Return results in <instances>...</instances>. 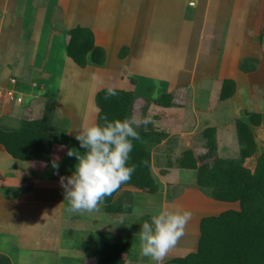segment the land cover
<instances>
[{
  "label": "crops",
  "instance_id": "0c3cea01",
  "mask_svg": "<svg viewBox=\"0 0 264 264\" xmlns=\"http://www.w3.org/2000/svg\"><path fill=\"white\" fill-rule=\"evenodd\" d=\"M7 1L6 2L9 7L0 11V38L4 32L7 33V35L11 36L12 34H15L20 28L26 26L28 24L26 20L30 15L29 12L25 11L24 0ZM55 1L61 9V14L57 15V18L60 19L59 25L61 26V31L64 23L66 28L68 29H70L73 25H82L88 27L89 29H91L94 35L95 44L102 46L106 50L107 59H110L111 57L108 54V52H110L109 50H112L111 53H114L122 46H128L127 55L125 57H120L117 61L125 62L127 59H129L132 62V60L135 59L138 62H144L146 64V67L150 65H166L168 67L177 68V71H184L187 66H190L188 70L190 73L188 83L191 84H193L194 82L193 73L197 74L198 72V67H196V70L194 72L193 66L196 62L198 63V57L199 55H201V53L206 54V58L204 56L202 64L208 67L210 64H212V59L216 58L215 54H211V52H215L213 50V46L223 47H221L222 52L224 53V55L222 54V57L224 56V59H222L223 63L219 60V58H216L217 62L216 59L214 60L216 62V67H213L214 70L210 73L212 74L211 77L214 78L216 82V80H218L219 78L216 76L218 73H221L222 65H224L225 67L230 65L233 66V64H231L232 61L230 65H228V59L232 56L233 47L236 45V43L240 42L239 46H243L245 44L243 33L241 34L242 37L240 39H237L234 44V39L236 37L235 33L238 27H241L243 32H247L246 34L251 33L254 35L256 28L259 27L261 29L264 26V18L261 21V12L259 13V15L256 14V20L258 19V23L256 22V28L254 27L255 19L251 24L252 27H250V23H248L247 25L242 21H246V18H248V9L245 5H242L240 9H237L238 7L235 8L234 4L238 3L239 1H242L243 4H246V0ZM74 1L75 4H77L76 6H73ZM50 2L51 0H49V2L48 0H46L45 3L47 4ZM221 2L222 4L225 2L226 6H228V8L230 9L231 12H229V15H224L225 12H220L221 6L219 4ZM14 4H16L17 7H15ZM247 7L250 9L249 6ZM71 9H74L75 11H70ZM37 10L38 14L36 17L38 21L36 23L35 29L39 28L44 30L46 28L48 36L60 35L59 33L61 31L55 30L49 22L50 17H53L51 16L52 14L49 13L50 16L48 15V17L46 15L43 16V13L45 14L46 11L45 7H43L42 5H39ZM246 11L248 12V14H246ZM71 13H76L78 16L76 15L75 18H80V21H75V23L71 24L70 20L73 19ZM223 18H226L227 23H224ZM14 19L17 21L13 23L12 21ZM40 20H43V23H41ZM20 25L22 27H19ZM245 27L247 28V30H245ZM140 28H143L144 30L142 31ZM34 32L35 33L32 34V41L31 43H29L30 46H33V55L29 60V65L36 68V76L31 78L28 77V72L24 71L26 70L25 67L21 69V67H19V64L15 63L18 58H16V60L13 59L14 63L12 65L11 63L9 64V62L7 61V57L12 52L14 53L13 56L15 57V52L17 51L16 49H19V46H14L13 43L9 41V39H7L5 41L7 42L5 43L6 46H0V84L7 85L8 79L14 75L18 80L16 82L20 84V87H22L23 89L29 83L32 84L38 81L40 82L38 78L41 77L42 82L47 80L43 83H45L46 90L48 91L47 84L48 81L52 78L51 64L50 62H48V66L47 64L43 66V63L41 62H38V64H36L34 58L37 49L36 47H38V40H36V36L34 35H36L37 33L42 34V32L40 33V31L38 30H34ZM56 32H58V34ZM31 33H33V29ZM261 38H263V35L262 37L259 36V39ZM33 39L36 40L34 43H32ZM111 40L112 46H109ZM186 46H193V54L191 55L192 60H194V62L192 61L193 65L192 63L190 64L189 62H186L187 55L189 54L188 52H186ZM205 46L208 47L205 48ZM260 46L264 48L263 40L260 43ZM37 57L36 61H38ZM87 62H91V60L87 58ZM21 65L22 62L20 63V66ZM65 65L69 67L70 65L77 67L76 63L67 55L65 56ZM93 65L94 63L92 64V62L91 64L87 63L86 66L82 68L85 70L90 69V67H93ZM23 71L27 75L26 81L21 79ZM11 73L14 74L10 75ZM66 73L67 69H63V72L59 76L61 77L60 79L63 83L67 78ZM37 75L39 76L37 77ZM176 81L178 80L176 79L175 82ZM21 82L28 84L24 85ZM183 82H181L182 84L175 87L171 85L172 87H174L173 90L175 91V93L185 88ZM13 85H16V83H14ZM19 91L22 92L20 88ZM47 96L49 95H46V97ZM214 96L215 94L210 95L209 99L213 98ZM31 99H29V102L26 103V105L31 106V104H33L30 103ZM50 99L51 97L49 98V100ZM57 100L58 101L52 100L54 104L53 123L66 130L68 141L70 140V136L76 135V132H78L82 126L96 124V107H94L95 112L93 113L91 122H89L88 120H82V118L78 125L76 123L73 124L70 119H66L64 115L68 113L67 111L58 110V107L60 106L59 98H57ZM13 104V102H6L5 100L0 99V124L7 125L9 127H18L22 117L27 114L25 112H23L25 113L24 115L17 114L20 108H22L23 111L27 109L26 105L24 107L20 103L21 107L18 106L19 108L16 107L15 109H12L11 106H16ZM16 114L19 116H17ZM42 114L39 117H41ZM237 114L238 113L234 112L235 117H237ZM62 115L63 118H60V116L62 117ZM62 119L64 120L62 121ZM9 120L17 121L16 124H9ZM67 150L68 148L65 147V145L54 144L49 161L16 158L19 159L21 163H11L9 167L8 164L10 163L6 162L7 164H4L1 161L4 159V157H1L0 253L6 255L10 259L11 264H63L59 262L60 259L66 260L65 264H96L97 258L87 255L81 248V243L83 240L91 239L122 243L126 247V250L120 254V257L123 261L122 264H132L133 262H137L135 257L130 256V251L133 250L129 246L131 240L130 237L124 239L120 238L119 233H116L115 229L108 230L106 225L104 226L102 223H98L99 225H96V229H98L99 233L101 234L100 236L93 238L89 234L90 231L94 232L96 230L94 229V226L97 223V218L94 219V217H92L93 220L91 224V217L88 216L87 212L86 214L84 212L85 217H81L79 223L75 224V222L77 221L76 219L74 220L72 217H64L63 213L65 209L68 208V201L64 200L65 189L62 187L60 180L61 177H64L66 182V178L72 175L74 169L62 168L60 165L58 169H54L52 167V161L58 157V161L64 163L65 160H68V156L66 154ZM0 151H6L2 145H0ZM10 156L13 157L12 155ZM176 170L177 171H174L173 173L171 172L169 174V176L172 177L171 179H178L179 174L183 173L185 169L178 167L176 168ZM176 185L179 184L176 183ZM196 187L199 188L197 185ZM174 188L172 189V193L167 194L168 192H166V197H164L166 199L161 202L162 197L157 196L160 191H157L156 193H150L147 191L145 192V190L138 189L134 186H123L117 190L113 199H120V193L123 191V189L129 191L128 202L130 205V211L123 214L109 213L106 211L105 205L102 203L99 204L98 211L103 212L104 214H111L117 218H123L126 215H129V217H131L132 219L135 216L137 219V217L139 216L137 214L138 212L136 211L139 209V212L142 211L144 214H140V219L137 220L145 222L148 221L146 217L149 207L147 206L151 205L150 207H152V209L155 208V211H157L155 214L163 209H177L180 199H182L183 195L185 194L182 190L173 195ZM197 188L192 187L191 191H196L197 199L201 200L203 199L202 195L205 193L201 190H198ZM58 193L60 194L59 196ZM5 196L9 199L5 198ZM196 196L194 195L193 198H196ZM173 198L178 200V204L171 203L172 206H168V203L170 204V202H168V199ZM213 200L215 199H208L209 203L211 201L212 202L210 204L208 203L209 205L206 207L211 210L209 213L216 214L217 212H214L213 208L214 206L218 205L213 202ZM215 201L219 202V200ZM224 205L225 204H223V206ZM235 207L236 205L230 204L227 209ZM189 211H191L192 217L186 225L184 235L179 239L176 246L169 251L164 261L176 256H183L186 253L194 251L196 249L199 238V221L202 216L199 217L197 215L201 211H193L190 208ZM95 212L96 210L93 211V213ZM83 218H86L87 220H83ZM101 225H103V227H100ZM73 226L80 228L77 229V232H80L79 234L81 235H74ZM65 228L70 229L72 233V235H69V237H67V240L63 237V230ZM131 232L132 233L130 235H132V237L136 239V237L139 235V230ZM82 234H84V236L86 237H83ZM10 247H13L15 249L14 253H12L13 249H11ZM22 251H28L30 253H32L33 251V254L35 255H39L42 252H44L45 254H53V257L56 256L55 260H58H56L55 262L53 261L52 263H41V261L36 262L35 260L29 262L28 260L26 261L22 259ZM73 257L76 259L75 261L72 259Z\"/></svg>",
  "mask_w": 264,
  "mask_h": 264
},
{
  "label": "rangeland",
  "instance_id": "374dc122",
  "mask_svg": "<svg viewBox=\"0 0 264 264\" xmlns=\"http://www.w3.org/2000/svg\"><path fill=\"white\" fill-rule=\"evenodd\" d=\"M6 1L7 0H0V11L9 7L7 5L8 1ZM45 2L46 0H24L25 11L30 13L28 18L29 20H26L28 24L24 27L20 25L19 27L22 28L18 30L19 32L17 31L18 33L16 32L11 36L7 35V33L4 32L0 38V46H6L5 43L7 42L5 41L7 39H9V41H11L14 46H19V49H16L17 51L15 52V57L13 56L14 53L12 52L7 57V61L12 65L14 63L13 59L16 60V58H18L15 63H18L21 69L25 67L26 70L24 71L28 72V77H35L36 68L29 65V60L33 55V46H30L29 43H31L32 41V34L35 33L34 30H38L40 31V33L42 32V34L37 33L36 35H34L36 36V40H38V47H36L37 49L34 59L36 64H38V62L43 63V66L46 64L48 66V62H50L51 64L52 78L48 81L47 84L48 91L46 90L45 83H43L47 80L42 82L41 77L38 78L40 82L38 81L32 84H25L21 82L24 85L28 84V87L25 86L22 89V87H20V84L16 82L18 81L17 77L13 75L14 73H11L10 75L13 76H9L10 78L8 79V84H0V99L5 100L6 102L13 101L4 94L5 90H12L16 92V94L23 95V101L21 102V104L24 107L26 103L29 102V99L32 98L30 103L33 104H31V106L26 105L27 109H25L24 111L22 110V108H20L17 114L24 115L25 113H27L25 115H28L30 118H34L39 117L44 112V109L46 108L45 104L47 103V101H58L57 98H59L60 106L58 107V110L67 111L68 113L64 115L66 119H70L73 124L76 123L79 125L82 118V120H88L89 122H91V118L93 117V113L95 112L94 95L97 89H100L102 87H113L131 91L135 95H137L135 96L132 105L130 106V117L134 113L139 116H150L153 121V126L166 133L165 136L161 138L159 143L152 144L149 149L151 157L150 170L158 186L156 192L160 191L157 196L162 197L161 202L166 199L164 198L166 197V192H168L167 194L172 193V189L177 186L173 190V195L182 190L185 195H183L182 199H180L179 204L177 199H168V202H170V204L168 203V206H172L171 203H174L179 205L177 206V209L179 210H189L190 208L193 211L198 210L203 212H199L197 214L199 217L216 215L219 213V211L226 210L227 207L230 206V204H234L238 208V202H217L213 200V202L218 205L214 206L213 208V211L217 213H209L211 210H209L206 206H208L212 202H208V199L212 198V195L210 193L212 189L210 190L204 187H196L197 184H195V169H185L183 173L179 174L178 179H171L172 177L169 176V174L171 172L173 173L174 171H177L176 168L178 167L176 166V161H178L179 157L187 149H190L195 156H199L206 152L207 148L209 147L207 146V138L203 135V131L204 129H208L211 127L216 128L214 137L217 144V156L222 158L238 157L240 155V144L237 138L235 120L237 118L247 120V115L250 112L260 114L261 116L259 125L252 127L255 135V141L257 143V148L254 156H257L260 152L264 151V48L260 46L262 40L264 42V26L261 29L259 27L256 28V22L258 23V19L256 20V14L259 15V13L261 12V21L264 18V0H248V2L246 0V4H243L242 1L234 4L235 8L238 7L237 9H240L242 5L246 6L249 15L247 16L248 18H246V21H242L247 25L248 23H250V27H252L251 24L255 19V34H246L247 32H243L241 27H238L235 33L236 37L234 39V44L237 39H240L242 37V33L244 36L245 44L243 46H239L240 42L236 43V45L233 47L232 56L228 59V65H230L232 61L231 64H233V66L230 65L225 67L224 65H222L221 73H218L216 76L219 77L216 82L214 78L211 77L212 74L210 73L214 70L213 67H216V58H219L221 62L222 59H224V56L222 57V54L224 55L221 49L222 46H213V50L215 52H211V54H215L216 58L212 59L211 61L213 65L210 64L208 67L202 64V60H204V56L206 54L201 53V55H199L198 57V63L196 62L193 66L194 72L196 70V67H198L197 74L193 73V84L188 83L190 77V73L188 70L190 66H187L184 71H177V68L168 67L166 65H150L146 67V64L144 62H138L135 59H133L132 62L129 59H127L125 62L117 61L120 57H125L127 55L128 46H122L121 48H119V50L114 52L115 54L111 53L112 50H109L110 52H108V54L111 56L110 59H107L106 53L105 61L102 64H94L93 67H90V69L85 70L77 64V67L73 65H70V67L66 66L65 56L67 54L65 50V42L69 29L66 28L64 23L61 31V26L59 25L60 19L57 18V15L61 14V9L57 5L56 1L51 0V2L47 4ZM14 5L15 7H17L16 4ZM39 5L45 7V11L48 13H43V16L46 15L48 17V15L50 16V14H52L51 16L53 17H50L49 22L55 30L61 31L59 33L60 35L48 36L46 28L44 30L39 28L35 29L36 23L38 21L36 16L38 14L37 9ZM76 5L77 4H75L74 1L73 6ZM219 5L221 6L220 12L222 11L225 12L224 15H229V12L231 11L228 6H226V3L224 2L222 4L221 2ZM247 6H249L250 9ZM70 11L75 10L71 9ZM248 12L246 11V14H248ZM76 15V13H71V16L73 18L70 20L71 24L75 23V21H80V18H75ZM15 21L17 20L14 19L12 22L14 23ZM223 21L224 23H227L226 18ZM40 22L43 23V20H40ZM32 29L33 33H31ZM140 29L142 31L144 30L143 28ZM245 30H247L246 27ZM56 33L58 34V32ZM262 35L263 38L259 39V36L262 37ZM36 40L33 39L32 43H34ZM109 46H112V40L110 41ZM192 47L193 46H186V52L189 53L187 55L186 62H189L190 64L192 63L193 65L194 60H192L191 57V55L193 54ZM207 47L208 46H205V48ZM36 57L38 61H36ZM87 58L90 59V55H88ZM215 59L216 62L214 61ZM21 62L22 65L20 66ZM87 63L91 64V62ZM63 69H67V78L64 83L61 82V77H59L63 72ZM24 71L21 75V79L26 81L27 75ZM38 76L39 75H37V77ZM176 79L178 81L175 82ZM225 81L227 83H233L232 95L221 98L220 93ZM181 82H183L185 88L175 93V91L173 90L174 87L182 84ZM14 83H16V85H13ZM171 85H173L174 87H172ZM18 86L22 92L19 91ZM168 92L173 94V103L170 106L163 107L157 102V99L162 93ZM212 94H215V96L209 99L210 95ZM46 95H49L51 99L49 100L50 97L47 96L49 97L47 98ZM13 103V105L16 106H11L12 109L21 107L20 103H16L15 101H13ZM234 112L238 113L237 117H235ZM60 118H63V115L62 117L60 116ZM63 120L64 119H62V121ZM16 121L9 120L8 123L16 124ZM69 139V141L67 140V144H60L65 145V147H67L68 149H77L75 135H71ZM1 157H4V159L1 160ZM212 158L213 157H211V159ZM0 160L4 164L10 163L8 164V167L11 165V163H21L19 159L11 157L6 151H0ZM76 163L77 160L74 156H68V160H65L64 163L59 162L58 164L62 168H73L75 170L74 166ZM245 165L253 168L254 157L247 158L245 161ZM162 180L164 181V183ZM176 183H178L180 186L176 185ZM192 187L197 188L198 190H201L205 193L202 195L203 199H197V192H192ZM128 192L129 191H126V189H123V191L120 193L121 197L124 200V203H128ZM59 195L60 194L58 193V196ZM194 195L196 196V198H193ZM5 198L9 199L6 196ZM223 204L225 205L223 206ZM150 206H147L149 208L146 217L149 222L151 216L155 215V213L157 212L155 211V208L152 209V207ZM136 212H138L137 214L139 216L137 217V219H140V214H142L143 212H139V209ZM85 214L71 213L68 211V208H66L63 213L65 218L72 217L74 220L76 219L77 221L75 222V224H78L81 217H85ZM87 214L89 217H91V224L93 220L92 217H94V219L97 218V223L95 224L94 229H96V227L100 223H102L104 226L106 225L108 230L115 229V232L119 233L120 238H131L129 246L133 250L130 251V256L135 257V259L137 260V262H133L132 264H154V261L150 260L148 257H141L140 242L138 238L139 235L136 237V239L133 238L132 235H130L132 233L131 231L135 232L136 230H141L143 221L137 220L136 216L132 219L131 217H129V215H126L125 217H123L124 223H119L121 218H117L111 214H104L103 212H99L98 209L95 213L87 212ZM83 220L87 219L83 218ZM103 225H101L100 227H103ZM77 229L80 228L73 226V232L75 236L81 235L79 234L80 232H77ZM100 234L101 233H99L98 229H96L94 232L90 231L89 235L95 238L100 236ZM69 235H72L70 229L65 228L63 230L64 239L67 240V237H69ZM82 235L83 237H86L84 236V234ZM10 248L13 249L12 253H14L15 249L13 247ZM33 253V251L32 253L28 251H22V259L26 261L28 260L29 262L33 260H35L36 262L41 261V263H52L53 261L55 262L56 260H58H55L56 256L53 257V254H45L44 252H42L39 255H35ZM72 259L74 261L76 260L74 257ZM59 262L65 264L66 260L60 259Z\"/></svg>",
  "mask_w": 264,
  "mask_h": 264
},
{
  "label": "trees",
  "instance_id": "16d2710c",
  "mask_svg": "<svg viewBox=\"0 0 264 264\" xmlns=\"http://www.w3.org/2000/svg\"><path fill=\"white\" fill-rule=\"evenodd\" d=\"M66 54L78 66L85 67L87 56L94 64L105 61V49L95 44L94 35L88 27H71L66 39ZM228 81V80H227ZM233 83L225 81L220 93L221 98L232 95ZM108 87L95 92L94 104L96 124H105L116 119L130 117V106L135 98L131 91L115 88L117 95L105 99ZM173 94L162 93L157 102L170 106ZM41 117H22L18 127L0 124V145L13 157L27 160L49 161L54 144H66V130L53 123L54 104L47 101ZM247 120H235L237 138L240 144L238 157L222 158L217 156L215 127L204 129L207 138L206 152L195 156L190 149L176 161L183 169H195L198 187L212 189V198L219 201L238 202L239 207L228 208L216 215L203 216L199 222L198 244L194 251L163 261V264H264V151L254 156L257 148L253 126L260 123V114L250 112ZM140 140H133L128 165H135L131 179L123 186L155 193L158 186L150 170V146L159 143L165 132L152 123L137 129ZM77 149L83 153L76 140ZM254 157V167L245 165L247 158ZM211 157H213L211 159ZM117 192V191H116ZM114 192L101 203L109 213L123 214L130 211V205L122 197L114 200ZM82 250L97 258L96 264H122L120 254L126 250L122 243L85 239ZM0 264H11L10 259L0 253Z\"/></svg>",
  "mask_w": 264,
  "mask_h": 264
},
{
  "label": "clouds",
  "instance_id": "9594fccd",
  "mask_svg": "<svg viewBox=\"0 0 264 264\" xmlns=\"http://www.w3.org/2000/svg\"><path fill=\"white\" fill-rule=\"evenodd\" d=\"M117 95L113 87H108L105 99ZM150 116L135 113L130 118L108 121L105 124L84 125L76 132L75 139L80 143L83 153L75 148L67 150V156L75 157L74 172L60 183L65 189L68 211L71 213L93 212L108 196L116 192L123 183L128 182L136 170L128 165L133 140H140L137 129L152 123ZM58 157L52 167L58 169ZM192 217L189 210L163 209L151 216L150 222L142 223L139 231L140 255L148 257L155 264H163L169 251L184 235L187 223ZM119 223H124L123 218Z\"/></svg>",
  "mask_w": 264,
  "mask_h": 264
},
{
  "label": "built area",
  "instance_id": "2783aa9c",
  "mask_svg": "<svg viewBox=\"0 0 264 264\" xmlns=\"http://www.w3.org/2000/svg\"><path fill=\"white\" fill-rule=\"evenodd\" d=\"M4 94L10 99L15 101L16 103H21L23 101V96L16 94V92L12 91V90H5ZM12 101V102H13Z\"/></svg>",
  "mask_w": 264,
  "mask_h": 264
}]
</instances>
